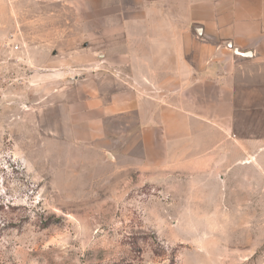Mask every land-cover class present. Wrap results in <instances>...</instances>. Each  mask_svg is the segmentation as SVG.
<instances>
[{"label":"rangeland","instance_id":"obj_1","mask_svg":"<svg viewBox=\"0 0 264 264\" xmlns=\"http://www.w3.org/2000/svg\"><path fill=\"white\" fill-rule=\"evenodd\" d=\"M188 4L0 0V264H264V67L202 79ZM114 83L188 113L169 164L147 113L83 140L73 103Z\"/></svg>","mask_w":264,"mask_h":264},{"label":"crops","instance_id":"obj_2","mask_svg":"<svg viewBox=\"0 0 264 264\" xmlns=\"http://www.w3.org/2000/svg\"><path fill=\"white\" fill-rule=\"evenodd\" d=\"M98 11L99 6L92 9V12ZM188 11L195 15L191 18L192 30L201 40L197 66L208 74L202 79L216 76L230 82V85L233 82L234 86L237 78H246L244 70L247 66L248 69L264 67V0H189ZM197 27L201 29L199 35L195 31ZM228 42L230 48L226 47ZM232 48L239 53L250 52V56L235 54ZM223 62H227L225 67L221 65ZM198 80L199 76L192 73L189 83L194 84ZM233 90L234 87L228 100L229 128H232L234 119ZM73 104L79 107L73 116H79L82 110L83 140L93 143L105 138L107 122L147 113L146 127L138 131L137 136L143 139L146 149L158 148L159 153L152 154L156 166L169 164V161H164L168 155V152L166 155L163 153L164 149L168 150L165 141L180 137L179 128L190 120L186 111L177 106L167 108L160 99L144 98L136 87L127 83L85 86ZM257 107L264 108L261 105Z\"/></svg>","mask_w":264,"mask_h":264},{"label":"water","instance_id":"obj_3","mask_svg":"<svg viewBox=\"0 0 264 264\" xmlns=\"http://www.w3.org/2000/svg\"><path fill=\"white\" fill-rule=\"evenodd\" d=\"M195 31H196V34L199 35L200 32H201V29L199 27L195 28ZM226 47H231V44L228 42L226 43ZM233 52L235 54H239V55H242V56H250V52H246V53H239L238 50L236 48H232Z\"/></svg>","mask_w":264,"mask_h":264}]
</instances>
